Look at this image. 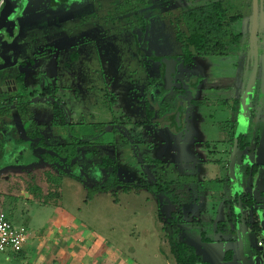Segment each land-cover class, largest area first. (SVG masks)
I'll use <instances>...</instances> for the list:
<instances>
[{
    "label": "rangeland",
    "instance_id": "1",
    "mask_svg": "<svg viewBox=\"0 0 264 264\" xmlns=\"http://www.w3.org/2000/svg\"><path fill=\"white\" fill-rule=\"evenodd\" d=\"M22 1L24 9L15 16L14 33L0 34V55L5 56L0 59V69L16 82L3 94L21 92L19 77L23 74L28 93L22 103L25 116L28 120L36 117L46 142L85 140L86 144L81 146L76 172L81 180L69 174L61 177L69 165H60L59 173L47 178L49 165L35 155L43 147L27 148L25 152L32 163L40 160L41 165L34 164L35 168L46 169L40 194L34 193L39 203L14 197L18 206L27 207H19L25 216H16L9 202L4 209L8 218L40 232L58 212L67 211L88 235L101 239L109 249L94 257L80 256L74 264H175L163 240L165 232L159 214L167 218L182 209L185 218L201 220L206 234L213 239L202 242L199 229L191 223L180 236L193 243L205 259L213 264H264V247L258 246V240L264 241L263 117L258 124L249 112L246 130L253 144L247 150L235 151L234 169L231 167L234 146L230 138L240 133V125L233 123L234 112L238 115L248 105L249 111L264 114V18L258 21L255 47L254 0H231L232 12H240L241 18L230 24L227 50L196 55L191 64L180 63L169 89L164 87L160 65L165 57L181 51L176 39L178 16L214 0H147L149 5L142 12L146 16L141 21L147 23L148 30L143 34V24L136 21L133 10L127 12L130 19L122 16V23L113 14L118 12L114 8L120 2L125 12L129 4L142 6L139 0ZM261 1L258 0L259 12L264 11ZM234 35H238L237 40ZM255 50L259 65L252 80ZM48 86L57 89L56 96L43 95ZM55 99L60 100L66 114L64 126L50 125ZM179 111L178 125L171 117ZM108 157L117 164L115 174L113 167H100ZM239 164L245 176L246 165L259 167L254 176L246 178ZM12 165L6 164L1 171L16 170ZM116 179L147 186L129 192L121 185L108 192L94 189L99 183L103 187ZM178 179L205 181L216 196L210 195L206 201L200 194L197 201L196 187L192 195L176 185ZM48 180L59 181L51 190L57 191L56 195L52 193L54 196ZM159 180L174 182L172 190L156 195L151 188ZM230 188L254 198L253 206L244 208L243 201V208L233 203L231 210L230 204L223 201L226 189L234 195ZM27 210L33 211V219L27 220ZM214 219L225 222L215 227ZM246 221L252 226L258 223L259 227L247 228L248 236L243 242L246 228L242 225L247 226ZM32 255L0 252V264H35Z\"/></svg>",
    "mask_w": 264,
    "mask_h": 264
},
{
    "label": "trees",
    "instance_id": "2",
    "mask_svg": "<svg viewBox=\"0 0 264 264\" xmlns=\"http://www.w3.org/2000/svg\"><path fill=\"white\" fill-rule=\"evenodd\" d=\"M139 1L142 2V6H146L148 4L147 0ZM136 7H138V4H136V6L129 4L128 9H126V11H131ZM232 9L233 5L231 4V0H214L185 10L178 16V24L183 25V28L179 27V25L177 26L176 33V39L181 45V51L179 54L180 63L191 64L194 62V58L196 55H210L214 53H223L227 50L226 40L232 32L230 29V24L241 18V13H233ZM144 24L145 22H143V25ZM233 38L237 40L238 35H234ZM162 76L164 80L165 62L162 65ZM19 80L22 84V91L19 96L20 100H18V105H20L18 106V108L21 112H26L24 105H22L23 99H25L26 97V88L24 85L23 74L19 77ZM47 90L50 93H55L57 91V89L53 86H49ZM52 106V126H64L66 124V114L63 110L60 100L55 99L52 103ZM151 114L152 112L148 110V115L152 116ZM173 117L174 115L171 118ZM34 136L37 137V135ZM39 137L40 143L38 144V146H42L44 149L41 157L49 165V168H47V170L45 171L47 178H50L55 173H59L60 165L62 167L69 165L67 167V172L65 171L60 173L61 177L64 174H69L70 177L81 180L79 174L76 172L78 168V162L82 157L81 146L86 144V141L73 140L71 142H61L60 144H48L46 142L45 136L42 133ZM237 139L240 143V148L245 149V147L248 145L245 136L243 134H239L237 135ZM100 167L104 170L109 167H113L114 174L117 172L116 162L109 157L104 158V160L100 163ZM257 169V164L249 165L247 167L248 174L250 176H254L257 172ZM57 182L59 181L48 180V186L50 188L49 190L52 196H54L52 193H54L55 195L57 194V191L51 192V190L54 188L53 186H55ZM192 182L193 179H178L176 181V183L179 184ZM173 184L174 182L159 180L158 182H155V185L153 187L151 186V189L156 195H161L163 192L171 191ZM32 185V188H35L36 194H40L41 186L38 183H33ZM119 185H121V188L127 192L133 189L139 190L140 188L147 186L146 184H140L137 182L124 183L116 179L113 183L103 187H101V184L99 183L98 186L96 185L94 187V189H102L103 191L108 192L111 189L118 187ZM240 199L245 202L246 206L250 207L254 204V198H251L247 194L240 195V193L237 192L232 203L231 201L228 202V204H230L231 210L234 207L233 203L238 204ZM162 216V214H159V219L163 225L162 228L165 232L163 240L166 244H168L170 252L175 259V264H213L208 260H204L203 256L197 251V248L193 243L188 242L184 238H180L181 234L183 233V230L186 228L187 223H191L193 226H196V229L197 227H199L200 239L202 242L213 241V239L206 234V231L204 230V224L201 220L193 216L191 219L185 218L182 209H177L173 211L171 215L167 218H163ZM224 222L225 221L218 222L217 225L222 226ZM255 225H258V223H255Z\"/></svg>",
    "mask_w": 264,
    "mask_h": 264
},
{
    "label": "crops",
    "instance_id": "3",
    "mask_svg": "<svg viewBox=\"0 0 264 264\" xmlns=\"http://www.w3.org/2000/svg\"><path fill=\"white\" fill-rule=\"evenodd\" d=\"M1 33H3V31H1L0 34ZM14 84H16V82L14 83L13 79H11L9 83H7V85L9 86H13ZM3 85L4 84L0 83V86ZM3 93L4 92L0 93V211H4L6 204L10 202V208H13V213H15L16 216H22L23 218L25 216V212L23 210H19V207H21L22 209H26L27 207H24V205L18 206V202L17 200H14V197L26 198L28 200H34L39 203V201H37V199L34 197L35 188H32V184L38 183L40 185L41 179L42 177H44V171L46 169L44 171H40L39 169L37 170L35 166L41 165L40 160L32 163V159L28 158L30 154L28 156L25 150L27 148H41V146H38V144L40 143L39 136L41 133L43 134V132L41 131V124L38 122L36 117L28 120L25 116L26 113L19 110L18 100H20L19 96L21 92H19L18 94L16 93L15 95H4ZM26 94H28L27 91ZM15 110L17 111L15 112ZM248 118L249 117L247 116L244 117L245 120H247ZM259 118L260 117L257 115L254 117V121L258 124L261 123ZM52 120L50 121L51 126ZM245 122L247 123V121ZM34 135H37V137ZM13 149H15L16 151L12 152L11 150ZM9 151H11L12 153ZM42 152L43 151H41V153L35 154L37 155V159L39 157V159H42ZM24 153L26 154V157ZM9 163H13L12 166L16 170L11 169V171L8 172L1 171V168ZM239 167L242 177L247 178L248 175L246 173L245 176V173L242 172L243 170L240 164ZM36 179H39L40 181H35ZM213 180H215V177L213 178ZM216 180L218 181V179ZM200 183L194 182L176 185L184 188L186 192L192 195L194 193L195 186L197 191L195 200L197 201L201 199L199 196L200 194H203V199L207 198L210 195L213 198L216 196V191L212 190L211 186H209L207 182L202 181ZM207 186L209 187V191ZM229 191V189H226V196L223 200L227 205L229 201L232 202L234 200L236 194L234 188L231 189L232 193L234 191V195L229 193ZM205 195L207 196L205 197ZM9 196L12 197V200H10L11 198ZM207 200L208 198L206 199V201ZM246 212H243L242 215H245ZM5 213L9 216L8 212ZM27 217V220L33 219L35 217L33 216V211L27 210ZM244 218L245 217H243V221ZM212 221V224L215 223L216 225L218 224V222H221V220L217 221L215 219ZM243 221L241 223H243ZM246 223L247 226L242 225V228H246L244 232L245 239L243 242L246 241V238L248 236L247 228L252 227V229L254 230L259 227V224L255 225V223H253L252 226L249 221H246ZM28 224L31 225L30 222H28ZM19 225H26L30 232V239L28 240L24 250L20 252V254H33L32 262L35 264H74L78 259H80V256L82 258H84L85 256L94 257L96 255H101L107 250L106 244H104L101 239L88 235L83 225L74 220L71 214H69L65 210H61L60 212H58L54 217V221H52L49 226L44 227L43 231H40L41 233L36 231L34 228L29 227L27 224ZM215 227H218V225ZM186 229L189 230V228ZM197 229H199V227H197ZM206 229L207 228L204 227L205 231H207ZM259 241L263 242V245L260 247H264V241L262 239L258 240V242ZM107 251H109V249ZM7 259L10 261L9 257Z\"/></svg>",
    "mask_w": 264,
    "mask_h": 264
},
{
    "label": "flooded vegetation",
    "instance_id": "4",
    "mask_svg": "<svg viewBox=\"0 0 264 264\" xmlns=\"http://www.w3.org/2000/svg\"><path fill=\"white\" fill-rule=\"evenodd\" d=\"M6 1L7 0H0V10H1V8L3 7V5L6 3ZM13 1H18V7L15 9V11L12 13V15H11V18H13L14 20H15V28H14V31H15V29L17 28V21H16V19H15V16H16V14L19 12V11H21V10H23L24 9V3H23V1L22 0H10V3L12 4V2ZM54 2H55V0H53ZM150 4H154V3H150ZM122 2H120V5H118V6H115V8L114 9H119L118 10V12L117 13H115V12H113V14H114V17H116V19H120L121 20V22L120 23H122V16L125 18V19H130L131 18V15H127L128 13H127V11H125V12H122ZM149 5V4H148ZM148 5H146V6H148ZM146 6H140V7H136L135 9H133V11H134V13H133V16L136 18V21L138 22V21H140L142 24H143V21H141V18H143L144 16H146V15H144V13H142L143 12V10L145 9L144 7H146ZM62 11H65V10H62ZM113 14H111V15H113ZM116 19H113V20H116ZM139 22V23H140ZM140 25V24H139ZM140 29H141V34H143V33H147V30H148V26H147V23H145L144 25H143V27H141V25H140ZM3 32H6L7 33V31H6V29L4 28L3 30H2ZM1 32V31H0ZM8 34V33H7ZM174 53H176V52H174ZM179 54L180 53H178L177 55H173V56H168V57H165V60H164V62H165V71H166V67H167V64H168V62H170L172 59H174V60H177V70H178V66H179V64H180V56H179ZM2 58H4L5 59V56H2V55H0V59H2ZM25 62V61H24ZM163 62V63H164ZM32 63H34L33 61H32ZM163 63H161V65H160V70H161V72H162V65H163ZM3 70L2 69H0V83H2V84H4L3 86H9V85H7V83H9L10 82V78H8L5 74H3V72H2ZM176 73H177V71H176ZM176 73H175V75H176ZM174 75V76H175ZM25 77V76H24ZM174 80H175V78H174ZM14 81V80H13ZM0 87H2V86H0ZM49 87V86H48ZM47 87V88H48ZM10 88H12V86H10ZM46 88V89H47ZM45 93H48L49 95H51V96H56V94H57V92H55V93H50L48 90H47V92H43V95L45 94ZM253 97H254V94L252 95V97H250V101L253 99ZM248 100L247 101H245V105H247L248 104ZM253 107V106H252ZM251 113V115H252V118L253 117H255L256 116V114H257V112H255V111H253V109L251 110L250 109V111L248 110V105L244 108V110L241 112H239L238 113V115L236 114L237 112H234L235 113V116H234V120H233V123H236L237 125H240V128H239V131H240V133L239 134H243L244 136H245V138H246V142L248 143V145L245 147V149L247 150V148L248 147H251V144H253L252 143V139H251V137L248 135V133H247V130L246 129H248V127H249V124H248V122L250 121L249 120V118L247 119V120H245L244 119V117L245 116H249L248 114H250ZM259 114V113H258ZM258 114H257V116H258ZM181 115V114H180ZM175 116H176V112H175V114H174V117L173 118H175ZM259 120H260V122L262 121V117L264 118V114H259ZM245 121H247V123L245 122ZM123 123H125L126 124V122H124L123 121ZM238 134V135H239ZM230 140L232 141V144H233V146L237 149H240V150H245V149H241L240 148V143H239V141H238V139H237V136H235V133H234V135L230 138ZM264 144V143H263ZM255 145H257V144H255ZM253 147V146H252ZM237 149V150H238ZM249 165H246V173H247V175L249 176V174H248V171H247V167H248ZM259 167V166H258ZM258 170V169H257ZM241 200V201H240ZM239 200V203L238 204H236V205H238L239 207H241V208H245V207H248V206H246L245 205V203L243 204V207H242V203H243V201H242V199H240ZM244 200V199H243ZM187 228V227H186Z\"/></svg>",
    "mask_w": 264,
    "mask_h": 264
},
{
    "label": "water",
    "instance_id": "5",
    "mask_svg": "<svg viewBox=\"0 0 264 264\" xmlns=\"http://www.w3.org/2000/svg\"><path fill=\"white\" fill-rule=\"evenodd\" d=\"M261 6H264V0L261 1ZM18 7V1H13L12 4L10 3V0H7L6 3L3 5V7L0 10V31H2L4 28L6 29L8 35H12L14 33V28H15V20L11 18L12 13L15 11V9ZM261 16V17H260ZM264 18V11L259 12L258 9V0H254V10H253V26H252V33L254 36V46H257V34H258V21L259 19ZM255 55H256V60H255V67H254V73L252 75V80L257 74L258 70V65H259V55L258 51L255 50ZM177 71V60L172 59L170 62H168L166 71H165V79H164V87L165 89L171 88L174 82L175 78V73ZM11 88L5 86V87H0V93L2 92H7L10 91ZM14 89H17V86H14ZM180 114L181 112L179 111L178 114L175 116V121L177 124H180ZM236 148L234 147V153H233V160L231 163L232 169H234V162H235V156H236ZM237 188H238V184ZM239 192L236 191V193ZM204 258V257H203ZM204 260H207L204 258ZM209 261V260H208Z\"/></svg>",
    "mask_w": 264,
    "mask_h": 264
},
{
    "label": "built area",
    "instance_id": "6",
    "mask_svg": "<svg viewBox=\"0 0 264 264\" xmlns=\"http://www.w3.org/2000/svg\"><path fill=\"white\" fill-rule=\"evenodd\" d=\"M30 239L26 225H16L4 211H0V252L11 251L15 254L22 252ZM263 245L262 241L258 242Z\"/></svg>",
    "mask_w": 264,
    "mask_h": 264
}]
</instances>
